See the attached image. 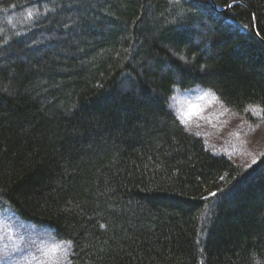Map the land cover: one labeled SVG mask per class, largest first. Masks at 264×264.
I'll use <instances>...</instances> for the list:
<instances>
[{
	"label": "trees",
	"instance_id": "obj_1",
	"mask_svg": "<svg viewBox=\"0 0 264 264\" xmlns=\"http://www.w3.org/2000/svg\"><path fill=\"white\" fill-rule=\"evenodd\" d=\"M193 87L264 124V0H0V206L69 264H264V154L188 130Z\"/></svg>",
	"mask_w": 264,
	"mask_h": 264
},
{
	"label": "rangeland",
	"instance_id": "obj_2",
	"mask_svg": "<svg viewBox=\"0 0 264 264\" xmlns=\"http://www.w3.org/2000/svg\"><path fill=\"white\" fill-rule=\"evenodd\" d=\"M171 108L182 124L202 136L210 150L249 167L264 154L261 111L250 107L247 118L227 107L204 87L175 90ZM255 118V119H254ZM71 244L52 230L22 220L10 207L0 206V264H69Z\"/></svg>",
	"mask_w": 264,
	"mask_h": 264
}]
</instances>
